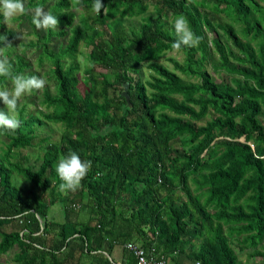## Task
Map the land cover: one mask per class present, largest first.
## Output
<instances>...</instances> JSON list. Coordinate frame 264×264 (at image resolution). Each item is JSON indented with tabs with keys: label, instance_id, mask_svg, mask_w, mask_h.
Masks as SVG:
<instances>
[{
	"label": "trees",
	"instance_id": "obj_1",
	"mask_svg": "<svg viewBox=\"0 0 264 264\" xmlns=\"http://www.w3.org/2000/svg\"><path fill=\"white\" fill-rule=\"evenodd\" d=\"M93 2L28 0L47 5L59 29L19 42L21 52L0 14L13 74L25 73V50L35 48L55 81L54 93L43 91L45 110L34 115L23 103L19 128L0 127V254L15 248V264H135L125 247L132 241L174 264H243L235 242L263 264L264 0H102L101 14ZM178 15L201 40L182 46V60L167 56L169 68L160 59L173 51ZM134 17L139 25L129 28ZM65 35L55 50L51 37ZM82 42L88 62L79 77ZM9 84L0 77V88ZM45 123L63 126L58 140L38 134ZM40 145L34 168L22 150ZM70 152L92 162L72 194L55 171ZM56 203L62 221L49 212ZM116 246L121 262L109 259Z\"/></svg>",
	"mask_w": 264,
	"mask_h": 264
},
{
	"label": "clouds",
	"instance_id": "obj_2",
	"mask_svg": "<svg viewBox=\"0 0 264 264\" xmlns=\"http://www.w3.org/2000/svg\"><path fill=\"white\" fill-rule=\"evenodd\" d=\"M107 11L102 0H94L92 11L101 14V10ZM32 18V24L36 29L47 31L57 29L59 20L51 11H46L42 7H36ZM26 13L24 0H0V14L4 18V23L11 29V21L17 16ZM177 39L172 43L171 48L179 51L183 47H197L201 38L195 34L190 26V22L184 15H178L171 21ZM24 39V35H23ZM0 41L7 42V37L0 35ZM12 46L0 47V77H6L10 81V87L0 88V101L6 108H0V127L15 131L20 126L17 116L18 105L26 94H31L34 90L41 91L45 88L47 80L42 75L13 74V66L9 57L5 54V49ZM92 167L91 161H84L75 153L70 152L59 158L55 171L62 181L61 191H76L82 180Z\"/></svg>",
	"mask_w": 264,
	"mask_h": 264
},
{
	"label": "rangeland",
	"instance_id": "obj_3",
	"mask_svg": "<svg viewBox=\"0 0 264 264\" xmlns=\"http://www.w3.org/2000/svg\"><path fill=\"white\" fill-rule=\"evenodd\" d=\"M25 3V7H26V13L32 15H34L33 10L35 8L33 7H27V3L28 0H24ZM51 3V1H50ZM49 5V3H48ZM42 8H44L46 11H48V6H43ZM71 10H73L76 14L79 13L81 11L80 7H75V8H70ZM152 9V8H150ZM25 16H17L15 18H13V20L10 22L11 23V29L15 30L16 33H18V38L16 40L17 44H16V48L17 51L16 52H21V49H23L20 45L19 42L23 41V42H27L29 40H37L38 39V35L41 36L44 33H46V31L44 30H38L36 29V27H34V25L32 24V19L28 20L26 18H24ZM75 20H77V17H75ZM140 18L139 17H134V18H128L126 19L124 22L125 24L129 27V28H137V26L139 25L140 22ZM1 23L3 24L5 29H10L8 27V25L6 23H4V18H2ZM4 28L0 27V31L4 30ZM57 29H59V26H57ZM37 33V34H35ZM23 35H24V39H23ZM56 36V35H55ZM54 36V37H55ZM54 37H51V40L49 41L50 45L53 46V48L55 50H57V48L61 45V44H65L67 39H68V35H65L64 37L58 38V40L56 41V39ZM78 53L76 55V62L79 65V70H78V75L79 77H82L84 74V69L87 67V57L85 56V54H87L88 52V47L86 46L85 43H80L79 47H78ZM37 49L35 48H29L25 50V58L28 60L30 66L29 68L25 71L24 74L32 72L36 75H42L46 80H47V84L45 86L44 89H47L50 93H54L55 92V81L54 79L51 77L50 74V64L48 62H46L45 64H43L42 66H40L38 64L37 61ZM174 57L177 60H182V54L178 51H170L166 54L165 57L161 58L160 61L168 66L169 68H172V64L166 60V57ZM68 61V60H67ZM142 72L144 73L143 77L146 78L149 75V69H147L146 65H144ZM209 68V66H208ZM211 70V68H210ZM96 71H104L103 69L99 68L98 66H96ZM215 77H217V74H214ZM10 87V84L7 86ZM80 89L83 90L84 89V85L80 84ZM43 90L41 91H36L35 93H31V94H26L24 97H22L18 107H20L23 103L27 102V108H28V112L29 113H33L38 114L39 111H43L45 110V106H43L41 104V100H42V95H43ZM37 127V132L39 135H48L50 137V139L53 141H56L59 139L61 132L63 130V126L60 125L59 123H45L42 126H36ZM22 152L26 155H29L30 157V163L34 166V168H37L39 165L40 161H37L35 158H37L39 155L42 154L43 152V145L40 146H32V147H28L25 148L24 150H22ZM14 182L17 183V185L21 188H30L31 184L28 182H25L21 177H16L14 178ZM28 189H26L27 191ZM63 193H66L64 191H62ZM75 191H68V193L72 194ZM61 204L60 203H56L53 206L50 207V214L55 218V220L58 221H62L63 220V214L61 213L62 210H60ZM80 209V208H79ZM80 211L79 212H73L71 213V218L73 219H77L80 218ZM85 214H82V218H85ZM233 247L235 249V252L238 253V257L239 259L243 262V264H252L255 262L260 261L259 257L256 258H249L247 260V250H243L240 251L238 249V245L233 242ZM15 252V248L10 249L8 252L4 253V254H0V262L2 264H15V262L13 261V254ZM121 253V249L120 247H118L117 251H113L111 252V257L114 259V261H120L118 259H120L119 257L117 258V255ZM168 260V264H174L173 261H171L170 259ZM179 262H182L179 261ZM264 264V263H263Z\"/></svg>",
	"mask_w": 264,
	"mask_h": 264
},
{
	"label": "built area",
	"instance_id": "obj_4",
	"mask_svg": "<svg viewBox=\"0 0 264 264\" xmlns=\"http://www.w3.org/2000/svg\"><path fill=\"white\" fill-rule=\"evenodd\" d=\"M125 247L135 256V264H166L163 256H156L154 249L147 250L134 242H127Z\"/></svg>",
	"mask_w": 264,
	"mask_h": 264
},
{
	"label": "water",
	"instance_id": "obj_5",
	"mask_svg": "<svg viewBox=\"0 0 264 264\" xmlns=\"http://www.w3.org/2000/svg\"><path fill=\"white\" fill-rule=\"evenodd\" d=\"M128 87H129L128 83H123V89L121 91V96H123L125 98V100L128 102V105L131 106V103L129 102V94H128V91H127ZM105 254L108 256L107 253H105ZM109 259H111V258L109 257Z\"/></svg>",
	"mask_w": 264,
	"mask_h": 264
},
{
	"label": "crops",
	"instance_id": "obj_6",
	"mask_svg": "<svg viewBox=\"0 0 264 264\" xmlns=\"http://www.w3.org/2000/svg\"><path fill=\"white\" fill-rule=\"evenodd\" d=\"M130 242H132V241H130ZM134 243H136V242H134ZM137 244H138V245H141L140 243H137ZM141 246H142V245H141ZM118 247H119V246H116V247H114L112 250H113V251H115V250L117 251ZM150 249H154V248L151 247ZM147 250H149V249H147ZM154 252H155V249H154ZM121 254H122V253H119V254L117 255V258H118V257L120 258V259H118V260H120V261H117V262H121V261H122V259H121ZM155 254H156V252H155ZM133 256H134V255H133ZM159 256H161V255H159ZM110 258H112V257L110 256ZM163 258H164V257H163ZM164 259H165V258H164ZM165 260H166V259H165ZM167 262H168V260H166V264H168Z\"/></svg>",
	"mask_w": 264,
	"mask_h": 264
}]
</instances>
